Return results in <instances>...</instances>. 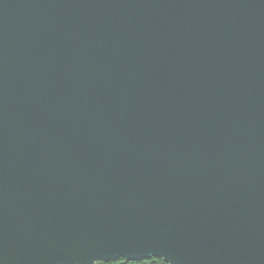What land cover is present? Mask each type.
Masks as SVG:
<instances>
[{
    "label": "water",
    "instance_id": "water-1",
    "mask_svg": "<svg viewBox=\"0 0 264 264\" xmlns=\"http://www.w3.org/2000/svg\"><path fill=\"white\" fill-rule=\"evenodd\" d=\"M264 264V0H0V264Z\"/></svg>",
    "mask_w": 264,
    "mask_h": 264
},
{
    "label": "trees",
    "instance_id": "trees-1",
    "mask_svg": "<svg viewBox=\"0 0 264 264\" xmlns=\"http://www.w3.org/2000/svg\"><path fill=\"white\" fill-rule=\"evenodd\" d=\"M147 261H156V262H162V264H166L162 259L160 258H156V257H150L148 259H142L140 261H136V262H131L130 264H145V262ZM95 264H119V261L115 260V261H109L107 263H103V262H97Z\"/></svg>",
    "mask_w": 264,
    "mask_h": 264
},
{
    "label": "snow or ice",
    "instance_id": "snow-or-ice-1",
    "mask_svg": "<svg viewBox=\"0 0 264 264\" xmlns=\"http://www.w3.org/2000/svg\"><path fill=\"white\" fill-rule=\"evenodd\" d=\"M117 261H119V264H130V261H128L127 259L123 258H119V259H115ZM145 264H162V262H156V261H147L145 262Z\"/></svg>",
    "mask_w": 264,
    "mask_h": 264
}]
</instances>
